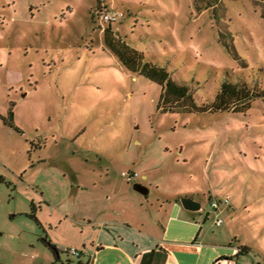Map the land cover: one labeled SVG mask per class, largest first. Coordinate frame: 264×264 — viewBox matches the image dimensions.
<instances>
[{"label": "rangeland", "instance_id": "374dc122", "mask_svg": "<svg viewBox=\"0 0 264 264\" xmlns=\"http://www.w3.org/2000/svg\"><path fill=\"white\" fill-rule=\"evenodd\" d=\"M113 10L124 16L104 23ZM263 11L264 0H0V114L13 119H0V264H77L42 238L91 245L96 236L75 224L84 217L111 206L155 213L186 194L201 218L264 248V102L164 112L162 87L127 71L104 41L111 26L202 106L225 81L264 89ZM226 199L216 212L212 201Z\"/></svg>", "mask_w": 264, "mask_h": 264}, {"label": "crops", "instance_id": "0c3cea01", "mask_svg": "<svg viewBox=\"0 0 264 264\" xmlns=\"http://www.w3.org/2000/svg\"><path fill=\"white\" fill-rule=\"evenodd\" d=\"M185 196H190L186 194ZM184 197V196H182ZM168 198L157 212L142 206L128 213L124 206H111L95 220L78 221L81 235L96 236L73 243L82 249V264H264L262 245L240 239L230 229L198 213L186 211L175 198ZM147 211H150L147 212ZM217 212L223 213V210ZM135 215H134V214ZM147 213L150 214L146 215ZM219 216V214H218ZM63 221H59V224ZM55 225H51L53 228ZM78 230V228H76ZM91 230V231H90ZM89 231L91 235H89ZM90 237V238H91ZM54 243L60 251L72 246L69 239ZM70 242V243H69ZM60 244H62L60 246ZM64 246V247H63ZM252 251L240 254L241 247ZM61 260V257H59ZM79 262V261H78Z\"/></svg>", "mask_w": 264, "mask_h": 264}, {"label": "trees", "instance_id": "16d2710c", "mask_svg": "<svg viewBox=\"0 0 264 264\" xmlns=\"http://www.w3.org/2000/svg\"><path fill=\"white\" fill-rule=\"evenodd\" d=\"M264 18V11L262 13ZM111 26L105 30L104 41L105 46L110 52L117 57L127 71L133 74H138L146 79L157 83L162 87L161 99L158 108L164 112H183V113H217V112H233L245 113L252 108V105L257 100L264 102V89L259 86H251L247 83H232L225 81L221 85L215 100L207 105L198 106L194 101L191 89L189 86L179 84L174 81L166 68L160 67L146 61L142 52L130 47L120 38H115ZM229 35L220 33V41L226 47L229 54L242 65L244 61L238 55L232 40ZM0 119H3L5 124L12 126V116L4 118L0 114ZM0 182L4 179L0 176ZM179 201L180 198H175ZM168 202L169 200L166 199ZM38 224L40 221L37 217V209L32 205V213L30 214ZM42 241L54 253L59 260L61 251L54 245L49 238L43 237ZM251 248L243 246L240 248V254L250 253ZM77 264H82L78 262Z\"/></svg>", "mask_w": 264, "mask_h": 264}, {"label": "built area", "instance_id": "2783aa9c", "mask_svg": "<svg viewBox=\"0 0 264 264\" xmlns=\"http://www.w3.org/2000/svg\"><path fill=\"white\" fill-rule=\"evenodd\" d=\"M123 16H124V14L122 12H119L116 10L105 11L102 13L101 19L103 20L104 23L114 24V23L119 22ZM123 176L126 177L130 183H134L136 181L137 177L139 176V174L137 172H133V173L124 172ZM221 203L230 204L228 199L224 200V202L212 201V207L215 209L216 212L220 209ZM217 217H218V215H217ZM222 223H223L222 219L216 220L217 226H220ZM63 252L67 253L70 256H74V257H78V258H81L82 254H83V251L81 249H78L75 247L64 248Z\"/></svg>", "mask_w": 264, "mask_h": 264}, {"label": "water", "instance_id": "95a60500", "mask_svg": "<svg viewBox=\"0 0 264 264\" xmlns=\"http://www.w3.org/2000/svg\"><path fill=\"white\" fill-rule=\"evenodd\" d=\"M134 190L144 196H147L149 193V189L140 184H135ZM180 203L182 207L189 212H200L203 210L202 203L190 196L182 197Z\"/></svg>", "mask_w": 264, "mask_h": 264}]
</instances>
